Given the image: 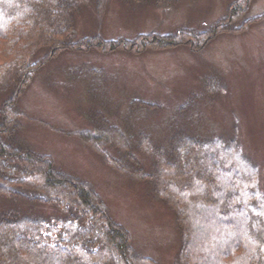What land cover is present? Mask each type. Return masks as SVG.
<instances>
[{
    "label": "trees",
    "instance_id": "obj_1",
    "mask_svg": "<svg viewBox=\"0 0 264 264\" xmlns=\"http://www.w3.org/2000/svg\"><path fill=\"white\" fill-rule=\"evenodd\" d=\"M87 2H94L100 14L106 0H0V94L8 93L0 108V264H157L133 248L129 231L112 219L89 182L21 141L24 114L16 102L35 72L65 49L139 50L188 41L199 50L231 29L228 22L240 8V0L235 1L223 19L201 31L179 28L170 35H94L73 41L74 15ZM40 50L46 52L38 55ZM209 82L200 94L204 98L216 94ZM137 101L138 109H147L146 101ZM169 116L162 137L154 139L141 129L125 131L128 122L122 126L94 113L93 130H82L80 138L115 170L147 181L153 194L168 202L180 231L177 264H264L258 163L235 136L202 127L197 109L178 107ZM31 201L54 205L59 212L32 215L22 209Z\"/></svg>",
    "mask_w": 264,
    "mask_h": 264
},
{
    "label": "rangeland",
    "instance_id": "obj_2",
    "mask_svg": "<svg viewBox=\"0 0 264 264\" xmlns=\"http://www.w3.org/2000/svg\"><path fill=\"white\" fill-rule=\"evenodd\" d=\"M235 1L106 0L100 14L94 2H87L74 15L70 38L132 39L141 33L176 34L179 28L201 31L223 19ZM239 5L228 22L231 29L199 50L188 41L139 50L65 49L35 72L16 102L24 114L21 141L50 155L62 171L89 182L112 219L129 231L133 248L157 264H177L180 231L175 212L153 194L147 181L106 163L81 141L80 133L92 131L90 117L101 112L122 126L128 122L127 132L141 129L157 139L178 107L197 109L202 127L235 136L258 163L264 191V0H240ZM207 82L216 94L204 98L200 94ZM7 94H0V108ZM138 99L147 102V109H138ZM140 159L149 168L148 158ZM22 205L32 215L59 212L51 204Z\"/></svg>",
    "mask_w": 264,
    "mask_h": 264
}]
</instances>
